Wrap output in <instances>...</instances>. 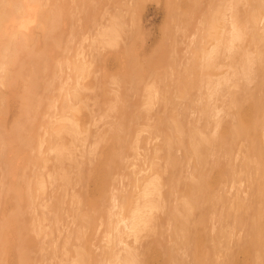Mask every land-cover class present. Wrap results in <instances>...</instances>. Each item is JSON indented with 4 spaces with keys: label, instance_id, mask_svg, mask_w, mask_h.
I'll return each instance as SVG.
<instances>
[{
    "label": "rangeland",
    "instance_id": "1",
    "mask_svg": "<svg viewBox=\"0 0 264 264\" xmlns=\"http://www.w3.org/2000/svg\"><path fill=\"white\" fill-rule=\"evenodd\" d=\"M55 1H57V0H55ZM63 1H64V4H63L62 0L57 1V3L61 4L64 7L66 5V8H65L66 10L64 13H62V16H63L62 19L63 20L61 18H59V21H60L59 25L60 24L63 25L61 30H60L61 27L59 26L60 27L59 30L61 31L60 36H61L62 40L60 42L61 43L60 46L57 48L55 47V53L58 52V56L61 54V52L64 54V55L63 54L60 55L61 59L60 58L57 59L58 63L59 64L61 63L60 65H64V66H62V68H61L60 65L57 63V60H56V63L58 64V69H57V67H55V65H53V63L55 62L54 58H58L57 54L53 53V55H55L54 57L52 56L53 62H51V64L53 66H51V64H50V67H53V68L50 69V71H49L50 73L48 72L49 74L47 73V77H46V78L49 77L48 82H49V84H51V85H49V87L52 86V87H50L49 93L47 94L49 97H48V99L41 98L43 100L40 102L39 106H38V104H33L31 106V113H29V119L30 120L27 122V123H29V125L32 126V127H30V130L32 129V131H33V130H35L34 127H37L36 130H38V131H36V132L31 131L32 133H30L28 131V132H24V134L26 136V133H30V134H34V135L37 133L35 135L37 137V136H40V135H38V132H39V134H41V138H43L45 140L48 139V137H49L48 134H50V136L52 137V135L50 133V129H49L51 126H49V128H47V125L54 124L55 121L52 119H57V118H59L58 116L61 115V114L57 115L56 108L58 107V111H59V108H62V105L56 106V104H60L59 102H61V104H62L61 100H63V98L67 99V101H68V99H69L68 95L65 96V94L68 93L71 95L75 89L74 87H77L78 90L80 89L79 95L81 94L80 97L83 96L81 98L82 99L81 103L75 105V109H77V110L73 111V113L75 115H73V113H72V115H73L72 119L75 118L74 121H76L77 123L80 124V128H81L80 133L81 134H77L75 137H74V135L65 134L64 136L67 139L64 138L65 139V140L63 139L64 141L60 140V142H63V143H65V145L68 146V149H65L63 156L60 157L62 161L58 160L59 162H57V160H55L54 153L49 151V149H47V146L45 144L41 148L42 154H41V152H38L37 148H35V147H34L35 149L32 148L31 145H30L31 149L27 146L23 147L24 151L22 148V151H21V149H16L17 150V152L15 151L16 153H13V149L12 150L6 149V153L3 152V158H1V160L4 161V163H3L4 165L2 164V161L0 162V226L1 225H3V226L0 227V229L3 230V228H5V230H3V233H5L7 235L2 233V236L8 237V235L10 234L8 239L9 238L11 239L13 237L11 242L9 243L13 247V249L19 243L20 238H23L24 236L32 237L34 239L33 240V242L35 243V244L33 243L34 247H31L27 251L28 252L27 256L29 257V258H27L28 260L26 259L27 264H32V263L33 264H70V263L71 264H80V263H78V261H76V260H78L76 253H79L81 250H84L83 246H81L82 245L81 241L84 245L87 246V248H89L88 250H89L90 256H91V259L87 258V259H85V261H83L81 263H83V264H101L103 261L104 264H109L111 261L109 262V260L105 259L103 256V251H104L103 246L106 245L105 243L107 242V240H108L107 238H109V236H111V235L115 236V233H117V232H115V227H112V225L118 227V229L120 230L119 233L120 234L122 233L121 239L123 241H126L127 244L125 245V242H123L122 243L123 245H122L119 242L115 243V241H113L112 243H109L110 246H112V247L114 246L116 251L118 249L119 252H121V251L123 252L125 250V248H127L125 246H127L129 244L128 245L129 248L130 247H131V249L133 248L132 249V251H134L133 253H136V250H137V252H139V254L138 253H136V254H138L139 259H142L145 262L144 264H164V263L168 264L167 261L169 262L170 260H172L171 261L172 263L169 262L171 264H175L176 262H177V264L178 263L179 264L180 263L196 264V263H192L193 251H194L193 249H195L196 247H197L196 252L200 253L199 258H202V256L204 255L203 258L201 259V261H203V264H205L204 262L206 260H208L207 263L211 264L212 263V262H210L211 259L213 261L212 264H216V263L217 264H230V263L231 264H251L252 262H253L252 264H261V261H259V259H257V254H255L256 249L253 248L254 246L251 245V247H252L251 248L249 245V248H251V250H250L248 248L247 244H250V240L252 241L254 239L253 238L254 232L251 233V231H254V226L258 227L257 226L258 224L261 225L262 223H264V207H262V206H264V204H263L264 199L262 202V198H264V197H262L264 195V189H263L264 185L262 186L263 183L261 184V180L264 178L263 177L264 172L259 169V168H261V165H260L261 160L260 159H262L263 157H260V159L257 158L259 161L255 160L256 157L246 154V151H247V153L249 152L251 154L250 150L254 149L253 145L258 142L256 144V146H257L256 148L258 149L259 146H260V148L263 146L262 147L263 150L261 149L263 151L262 154L260 152L261 150H259V153L262 156H264V137H263L264 135L262 134V133H264V126L262 129L263 130L262 133H260V137L262 135L263 138L259 137L260 141L258 140L251 147L246 142V140H243V137H240L242 139L241 140L240 138L237 137V135H230V133H228L229 130L227 129V127L230 126L229 124H234L235 122L238 123V121H237L238 120L237 119L238 114H236L238 111V108L243 110V109L248 107L249 101H250V99H248V98L252 97V96H249V95H251L252 91H255L259 96L261 95V97L264 98L263 97L264 74H260L257 72L255 76L249 74L245 78V77H242L243 76L242 73L239 72V66H240V63L242 61V60H240V57H241L240 54L241 53L246 54V52L252 51V50H249V51L247 50L248 45L245 48V45L247 43H242V41H244L243 40L244 38L241 39L240 43H242V44L239 45L240 44L239 43L236 46L239 50H241L242 48L245 49L244 51H246V52L241 51V53H239L238 49L234 50V49H236V47H235L234 49H231V51L229 50L230 55H226V53H224V50H225L224 46L230 47V45H232L231 43L229 44V42H231V41L227 42V40H226V39H229L228 38L229 36L227 34L229 33L230 30H232V27L229 28V26H228L230 23L229 22L230 17H228L229 16L228 12L226 13L228 15L225 16V19H226L225 21H227L226 23H228V25L225 24V26H228V27H226V29L224 26L221 29L222 31L219 28L218 29L216 28V30H214V29H209V27L207 26L208 25L207 20L212 15H214V14H212V12H214V10H215V12H217L215 9L216 7H217V9L224 10L226 8L225 4L228 3L227 4L228 6L231 5V3L234 4L235 2H236L235 4H237L238 3L237 1H239V0H236V1L235 0H233V1L232 0H205V1L204 0H194V1L188 0L189 2L187 0H169L168 2H172V6L175 5V8H177L176 7L177 4H178V7H180V8L174 9V12H176L175 14L172 11L173 10V8H172L171 11L173 12L172 14H174V15H169V17L167 15L168 12H166L167 9H165L167 0H87L88 2L87 1L85 2L84 0H63ZM226 1H227V3H225ZM247 1L245 2V5H244L243 4L244 2L242 0H240L238 4H240L242 2L241 3L242 5L237 4L238 8L235 4H234V6L239 11H242L241 13H244L245 11L243 12V10H245V8L246 9H247V7L251 8V6L248 4ZM176 2H177V4H176ZM209 2L211 4H209ZM190 3H192V4L190 5ZM97 5H99V6H97ZM84 6H86V7H84ZM92 6L94 9L92 8ZM212 6L214 7L213 11H211V9H213ZM245 6H247V7H245ZM87 7H88V9H87ZM223 7H224V9H223ZM92 9H93V11H92ZM241 9H243V10H241ZM90 10H91V13H90ZM178 10H180V11H178ZM66 11H67V14H66ZM188 11H189V13H188ZM86 12H88V13H86ZM114 13H116V14H114ZM88 14H90V16ZM177 14H179V15H177ZM189 14H191V15H189ZM178 16H180V17H178ZM181 16H183V17H181ZM67 17H68V20H67ZM64 18H66V21L64 20ZM60 19L62 20V22ZM184 19H188L189 21L184 20ZM203 19L205 21H203ZM174 20H176V21L174 22ZM263 21H261L260 27L264 25ZM113 24H115V29L117 31V33H116L117 35L115 33L114 34L111 33L113 36H115V37H113L109 33L110 35H107L108 37H106V40H105V37H104L106 35L105 33L109 32V31L107 32V30ZM116 24H117L118 28L116 27ZM230 26H231V24H230ZM227 28H229V30ZM223 29H225L224 34L227 33L226 35H224V34L222 35L221 32H223ZM210 30H212V31L214 30L213 32H215L216 35H215V33H213ZM60 31H56L57 34H60ZM122 31H124V32H122ZM167 32L170 34L168 35ZM217 32L219 34H217ZM231 32L232 31H230V34H231ZM203 33L205 34V36ZM102 34H103V37H102ZM206 34H208V36ZM163 35H164V37H163ZM109 36L113 37L112 40L114 39L112 43H111L112 40H110L111 37L109 38ZM226 36H227V38L223 39V37H226ZM204 37H205V39H204ZM209 37L212 40H210ZM100 38L101 39L103 38V39L101 40ZM214 38H218V40H220L219 42H221V44L223 46H222V48L220 46L221 50L217 54L216 60L214 59V66H213V70H212L213 74L210 77L209 75L205 76L206 73L204 74V71L207 72L205 67H204V63H205L204 59H205V54L207 52H211V50H212L211 48L214 49L213 46H215V43H216ZM171 39H173L174 41ZM202 39H204V40H202ZM222 39L225 41L222 42ZM107 40H108V42H107ZM170 41H172L173 43ZM213 41H214V43H213ZM160 42L162 44H160ZM235 42L233 43L234 45L236 43H238L239 41H237L236 43ZM171 43L174 45H172ZM201 44H203V45H201ZM263 44L264 43H261L262 47L264 46ZM171 45L173 46L172 48H171ZM200 45L202 48L200 47ZM234 45H233V47H234ZM63 46H65V47H63ZM169 46H170V48H169ZM241 46H244V47L241 48ZM61 48L62 49L64 48V51H61L62 50ZM166 49H167V52L165 51ZM169 49L171 51H168ZM248 49H250V48H248ZM59 51H60V53H59ZM127 51H128V53H126ZM154 51H157V52L154 53ZM225 51H227V50H225ZM236 51H238V54ZM232 52H234L233 55L231 54ZM130 53L133 56H131ZM165 54H167V55H165ZM197 54H199V57H197L198 56ZM219 54H221V55L218 56ZM235 54H237V55H235ZM62 55L64 56V58ZM165 56H167L166 59H165ZM221 56L223 57L222 59H221ZM153 57H154V59H153ZM60 60H62V61H60ZM163 60H164V62H163ZM165 60H166V62H165ZM172 61H173V63H172ZM197 61H200V62H197ZM215 61H216V63H215ZM174 62H176V63H174ZM188 62H189V65H187ZM190 62H191V64H190ZM124 63H125V65H124ZM202 63H203V65H202ZM73 64L83 68L82 70H80L83 72L80 73V76L78 77L77 80H76V74H74V72H73L74 68L72 69ZM170 64H172V65L170 66ZM174 64L177 65V69H176V66ZM232 64H233L234 68H229V65H232ZM119 65H121V66H119ZM168 65H169V67H168ZM191 65H193V66H191ZM262 65H264V62ZM155 66H157V67H155ZM158 66H160V67H158ZM161 66L163 67L164 72H163V70H161L162 69ZM190 66H191V68L189 69ZM199 66H200V68H198ZM171 67H172V69H171ZM255 67L257 68V65H254V68ZM152 68H154V71ZM120 69H121V71H120ZM172 70L175 73V75L172 72ZM55 71H56V73H55ZM71 71L73 72V74ZM128 71H129V73H127ZM158 71H162V72H158ZM123 72H125V73H123ZM139 72L141 74H139ZM144 72H146V73H144ZM188 72H189V74H187ZM130 73H132V75ZM176 73L178 75L177 77H176ZM201 74L202 75L204 74L201 77L205 78V79L202 78V81H201V78L199 77ZM158 75H160V76H158ZM162 76H163V78H162ZM165 76H167V78ZM190 76L193 78H191ZM253 76H254V78H253ZM181 77L183 79L186 77L184 80L189 78V79H187L189 81H193V80L197 81V79H199V78L200 79L198 81L199 83L195 82V84H193V86H190V88H188L189 89V91H188L189 93H188V92H186L188 89L186 88L184 90V88L181 84L182 83ZM165 78H166V80H165ZM173 78L177 79V80L175 81V80H173ZM206 78L209 80H207ZM49 79H51V80H49ZM225 79H226V83H225ZM136 80H137V83H136ZM205 80L208 83L204 82ZM75 81H77L76 82L77 85L75 84ZM220 82H221V84H220ZM257 82H258V85H261V87L255 86V84ZM137 84H138V86H136ZM166 84H168V85L166 86ZM71 85H73V86H71ZM60 86H61V89H60ZM124 86H126V87H124ZM58 88L60 90H58ZM148 88L149 89L151 88V89L149 90ZM161 88H163V90ZM181 88H183V89H181ZM64 89L66 90V92H64L65 91ZM135 89H136V91H135ZM199 89H200V91H199ZM18 90H21V89L19 88ZM159 90H160V92H158ZM193 90H196V91L194 92ZM58 91H60V92H58ZM146 93L148 95L149 94L150 95L148 96V95H146ZM169 93H170V95H169ZM183 93H184V95H183ZM198 93H200V94H198ZM62 96H64V97L62 98ZM155 96H156V98H155ZM255 96L258 97L257 95H255ZM53 97L59 100V101L57 100L56 103L54 104L55 105V107H53L54 111L51 107L52 105H50L52 102V99H54ZM59 97H60V99H59ZM166 98H167V100H165ZM145 99L152 101L151 104L149 103V101H147V102L144 101ZM158 99H159V101H158ZM171 100H172V102H171ZM193 100H194V102H193ZM165 101H166V104H165ZM188 101L190 102V104ZM144 102L147 103V104L145 103L146 106H145ZM174 102H176V103H174ZM142 103L144 104V106L142 105ZM187 104H188V106H187ZM123 105H125V106L128 105L129 108L128 107H126V108L128 109L129 112H125V108H124L125 106L122 107ZM16 107H18V108H16ZM48 107L49 108L51 107V108L48 109ZM120 107H122V108H120ZM203 107L208 108V110H206L205 115L201 113L202 112L201 109H203ZM13 108L19 109V106L16 104V106ZM170 109L172 110V112L170 111ZM77 111H78V113H75ZM123 111L125 113H129L130 116H131V113H132V116L135 115V116H133V118L130 119V120L133 119L132 121L129 120V122H128V118H127V121L125 120L126 123H124V124L126 126H127V124H128V126H130L132 124L131 125L132 129H130L131 135L127 138H125L123 131H121L119 134L114 132V131L113 132L111 131L112 130L111 128L120 122V120L122 119V116L127 115V114H123ZM37 112H38V115H37ZM59 112L61 113V110ZM117 112H118V114H117ZM199 112H200V114H199ZM114 113H116V114H114ZM195 113H196V115H195ZM50 114L51 115L53 114L55 116L52 115L53 116L52 117ZM171 114L173 115V118L175 115H177L175 118L181 119L179 123L182 125L184 124L183 125L184 128H187V129H184V128L181 129L182 126L180 127V125H178L179 126L178 127L179 132H176V131H178V129L176 128L174 123L171 122L172 121L171 120V116H172ZM49 115L51 116V118ZM56 115H57V117H56ZM117 115H119V116H117ZM185 115H187V116H185ZM146 116H148V117H146ZM169 116H170V118H169ZM37 117H39V118H37ZM47 118H48V120H47ZM76 118H79V119H76ZM235 118H236V120H235ZM230 119H232V120H230ZM32 120H34L35 122H39V123H35ZM134 120H135L136 124L134 123ZM182 120H183V123H181ZM217 120H219V122ZM41 122H43V124H44V126H46V128L43 126V124H41ZM211 122H213L214 125ZM45 123H46V125H45ZM155 124H156V127H155ZM188 124H189V126H191L193 124L197 125L198 127L201 128V129H199L201 131V133H202V129H203L204 133L201 134L198 131L197 127L191 126L189 129ZM125 125L120 126V128L121 129L126 128ZM174 126H175V128H174ZM206 126H207V128H204ZM192 128L197 129V131L199 132V133L197 132L198 133L197 135H199L200 140H199L198 136H195V137L193 136V133L196 132L195 131L196 129L192 133V131H191V130H193ZM213 129H214V131H213ZM259 129H260V127H259ZM137 130H138V133L135 132ZM182 131H184L185 133L183 134ZM186 131H188V132L186 133ZM224 131H226L227 133H225ZM107 132H109V133H107ZM175 132L178 134L176 135ZM189 132H190V134H188ZM125 133H129V132L126 130ZM171 133H172V135L169 136ZM220 133H222V134H220ZM224 133H225V135H224ZM24 134H22V135H24ZM173 134L176 135V138H175V135H173ZM22 135H21V139L23 138ZM194 135H196V133H194ZM216 135H218V136L220 135L222 138H219L220 136L218 137ZM227 135H230V137H228ZM115 136H117V137H115ZM177 136L179 137V139L180 138L183 140L186 139L184 141L188 140L187 139V136H188L189 141L193 144V146H195L196 142H198V144L201 145V146L199 145V148L205 149V150H203L204 155L202 154V156H204L206 161L209 162V163L205 162V163H207L206 165H209V167L206 165L204 167L201 166L202 169H201V171L200 170L199 171H200L201 175L204 176L202 178L204 180L206 179L205 177H209V175H211L210 178L209 179L207 178L206 181H210V179H211V182H209V183H212L214 181L213 183L215 186V187L213 186L214 188L212 187V189H211L209 184H207L205 182L206 184H204L203 186L201 184V193H199L197 190L196 200H195L197 202V203H195L196 207L192 209V216L190 217L189 222L187 224L186 239H187V237H188V239L187 240L183 239L182 241L184 242L183 243L184 245H179L180 246V247L178 246L179 248L176 247L175 245H173V243L171 242V240H173V242L174 243L176 242V245H177V241H174V238L175 237L178 238V237L175 236V237H173V239H172V237H169L170 235L174 236L176 233V228H175L176 223H175V221L171 220L170 213L172 212L171 210H175L176 207L177 208L180 207L179 209H181V206L183 207V205L185 204V202L187 200V198L184 195L185 194L184 192H187V185L189 186V184H187V182H189V178H190V177H188V173H190V174L192 173L191 169H193L192 165H194V163H192V162H193V160H196V157H194L195 159H191V160L189 159L190 160L189 161L188 159H186V157L184 159L183 153H185V149H183L184 151L182 150V148L181 149H172L171 153L174 154V159H177V162H179L182 166L179 165L180 169L178 170V168H177L178 171L175 169L176 171L173 172L171 169V171L173 172L172 174H170L171 171L168 173L166 170L163 169L165 164L167 165V163H165V160H163L166 158L165 156H167V153H166L167 150L165 148L166 144H164L163 142H165L164 140L170 139L172 144H173V148H175L174 146H176V145H174V144L176 142H177V144L179 143L178 142L179 139H177ZM204 136H205L206 140H202ZM234 136H235V138H234ZM232 137L234 140L232 139ZM192 138L193 139L196 138V139L193 140ZM33 139H35V137ZM125 139H127V140H125ZM136 139L139 140V143L135 142V141H137ZM226 139H228V140H226ZM118 140H121V141L118 142ZM240 140H241V142H240ZM200 141H201V143H200ZM204 141H206V142H204ZM224 141L226 144L224 143ZM187 143H188V141H187ZM228 144H230V145H228ZM121 145H123V146H121ZM240 145L243 148V150L240 147ZM136 146L138 149L136 148ZM221 147H223L222 150H221ZM244 147L246 150L244 149ZM230 148H232L233 150ZM234 148H236L237 150ZM25 149H27V150H25ZM43 149L45 151H43ZM227 149H228V151H227ZM18 150H20V152H18ZM66 150H68V151L70 150L69 151L70 153ZM26 152H27V154H25ZM30 152H32V154H31L32 156H30ZM211 152H212V154H210ZM222 152L223 153L225 152V154H223ZM19 153L21 154V158H20ZM28 153H29V155H28ZM36 153H37V155H36ZM65 153L67 155H65ZM9 154H10V156H9ZM22 154L24 157L22 156ZM14 155H16L17 157ZM25 155H27L28 158H25V157H27ZM34 155H36L37 157H40V160H39L40 163L39 164L33 163L32 160H35L33 158H36V157H34ZM188 155L191 156V153L189 152L188 154H186V156H188ZM8 156H9V159H10V157L13 159L16 158V159H14L15 161L12 159L13 162L11 163L12 166H16L17 168L19 167L15 173L16 176L12 175V173L7 171V170H9V166H10V165H8V162H7ZM126 156H127V158H126ZM189 156H188V158H189ZM221 156L223 158H221ZM109 157H114L116 162L111 164V165H108V169L111 167L112 168L109 169L108 181L106 183L107 186H105L106 188H104V192H101V194L99 196L98 190L96 189V186H94L96 184V182H95L96 178L93 176V172L98 166H100V167L102 166V168H104L105 165H107L110 162L108 159ZM159 157H161L160 160H159ZM225 157L228 159V162H227V159ZM235 157H237V158H235ZM242 157H246V159L252 160V163L249 164L248 169H245V171L242 170V169H244L243 166L242 167L240 166L242 161L244 160ZM42 158H44V159L46 158V160H44ZM210 158H212V159H210ZM30 159H32V160H30ZM41 159H42V161H41ZM234 159H235V161H234ZM25 160H28L29 162L28 161H27L28 163L24 162ZM37 160H38V158H37ZM37 160H35V161H37ZM211 160H212V163H211ZM214 160H216V161H214ZM218 160L221 162L219 163ZM30 161H32V162L30 163ZM183 161H186V162L189 161L188 163H190V164H188L186 162L183 163ZM244 161H243V163H244ZM60 162H61V164H60ZM106 162H107V164H106ZM14 163H16V164H14ZM119 163H121V164L119 165ZM150 163L153 164V167H157L155 169H157L159 175H157L155 173L158 176V178H157V176H155L156 180L160 178L159 179L160 181H162V179H163V181H167V184H168L167 185L166 183H164L168 187L167 186L162 187V185H163V183H162V185H161L162 188L160 187L161 192L162 193L164 192L163 193L164 195H162L163 197H160L161 199L158 198L162 202V206H160V204L158 202H157V204H159V205L156 204V201H158L157 198H156L157 200L155 199V201H154L155 205H157L160 209L164 207L165 210L163 211V209L160 210L159 208L154 209V212H152V216H151V218L152 217L153 218H152V220H150L151 222L149 221V223L147 224L150 227L147 226L148 228L145 227L144 229H143V227H141L142 230L140 232L138 231L139 233H137V237L135 238L132 235V233L129 234V232L126 231L127 229H123V224L121 222H119L117 220L114 221V219H119L115 215L119 211V208H118V210H116L115 208H117V206L119 204H121L120 198L122 199V196L129 195L132 192H134V190L139 189L137 187L135 188L134 184H130V183L132 181L133 182L136 181V183H137V180L139 178H141L140 175L141 174H142V176L145 175V173L148 170L147 168L149 166H151ZM217 163H219V164H217ZM26 164L28 165V167L26 166ZM33 164L37 165V167L39 165L40 167H38L36 170V166H34ZM143 164H144V166H143ZM220 164L222 165L221 167H223V169H222L223 171L217 170V169L220 170ZM227 164H229V166ZM43 165H44V167H43ZM135 165H137V166H135ZM255 165H257V166H255ZM131 166H133V167L135 166L134 167L135 169ZM139 166L143 167V169H141ZM145 166H146V168H145L146 171L144 169ZM211 166L214 168H211ZM216 166H218V168H216ZM7 167H8V169H7ZM115 167H118V168H115ZM165 167H167V166H165ZM158 168H160V169H158ZM197 168H198V166H197ZM227 168H228V170H227ZM253 168H255V169H253ZM131 169H132V171H131ZM138 169L140 172H141V170H142V172L144 170L145 173L144 174L140 173L138 171ZM256 169H257L258 173L261 175V177H263L262 179H260L261 178L260 176H259V180H258V177H255V176L259 175L257 173ZM34 170H36V171H34ZM111 170H113V171H111ZM115 170H116V172H115ZM181 170H183V172H181ZM248 170H249V173H248ZM263 170H264V168H263ZM77 171H79V173ZM168 171H169V169H168ZM204 171H206V172L203 173ZM208 171L210 173H208ZM228 171H229V173H228ZM236 171H237V176H236ZM40 172H41L42 176H39ZM250 172H252V173L256 172L257 173L256 175L253 176L254 177L253 180H255V178H256L255 182L253 181V183H251V181L249 180L250 177L252 179V175H251L252 173L250 174ZM261 172H262V174H261ZM22 173H23L24 177L20 176V175H22ZM135 173H137V174H135ZM160 173H163L162 176ZM174 173L175 174L178 173V174L175 175ZM212 173H213V175H212ZM230 173H231V175H230ZM33 174H34V176H33ZM61 174L64 177H62ZM133 174H134V176H133ZM215 174L216 175L217 174H219V175L224 174L225 178H223L222 175H221L222 178L221 177L218 178L219 175L216 176ZM79 175L80 176L83 175V176H81L82 177L81 179H83V181L80 180ZM127 175H129L130 179L127 178ZM137 175L139 176V178ZM182 175H183V177H182ZM214 175L217 178L213 177ZM12 176H13V179L18 178L17 179L18 181L21 179V177H22L21 181L24 178V180H23L24 182L21 183L19 181L21 184L20 187L22 186V189H23V190H21L22 192L23 191L26 192L25 191L26 188L24 189V185H25V182L27 181L26 179L28 178V180H29V178H30V180H29L30 186L29 187H31V189H29L30 192L28 190L29 194H31V191H33L34 187L37 188V186H38L36 184L37 179L39 181H40V179H41V181H45L44 182L45 186L44 187L41 186V187H43V190H41V188H38V189L34 188V191L32 193L34 195L36 194V196L34 197V199L32 198V200H31L32 202H30V204H29V200H27V198L25 196L26 194L28 195V193L26 192L25 195L23 194L24 192L21 193V195H23L21 197H23L22 199L25 201H23L21 199L22 201L20 200L19 206L21 205L20 206V208L22 210L21 212L24 213L25 217H27V219H25V221H24L25 222L24 224H26V226L21 231L22 233L20 235H18L20 232L17 234L14 231V228H12V229L10 228L11 231H13L12 232L13 234L15 232L14 236H12L10 229H6L4 224H1L4 222L3 221L4 216L10 217V214L13 215V213L16 212V210H14V209H16L15 207L18 204L17 200H19V199L15 200L14 196H16V195H13L15 193H11V191H10L11 187L13 185L11 183ZM26 176H27V178H26ZM35 176L37 177V179ZM167 176H168V178H167ZM172 176L175 177L174 180H173ZM38 177H41V178H38ZM65 177H66V179H65ZM86 177H87V179H86ZM136 177H137V179H135ZM176 177H177V179H176ZM34 179H36V180H34ZM78 179L80 181H78ZM245 179H247V182ZM86 180H87V183H86ZM175 180H181L182 184L180 183V181L176 182ZM222 180H225V181H222ZM257 180H258L259 184L257 183ZM18 181H16V182H18ZM29 181L26 182V185L29 184ZM41 181L39 183H41ZM138 181H140V180H138ZM192 181H194V178H191V182ZM218 181L219 182L222 181L223 183L221 182V184H220V183H218ZM262 181H264V180H262ZM32 182L35 184H33ZM44 183H42V185ZM80 183H82L84 185H82ZM231 183H232V185H231ZM254 183H255L256 187L258 184L259 189L257 188V190H255L253 188ZM169 184L175 185V187L173 185H171L173 189L170 187L171 190H173V191H170ZM176 185H177V187H176ZM9 187H10V189H9ZM205 188L208 189V193L210 194L211 202H208V200L202 199L203 195H204ZM219 188H220V191L218 190ZM184 189H186V190H184ZM261 189H263V192ZM9 191L11 193L10 195H9ZM228 191H229V193H228ZM257 191H258V194L255 193ZM260 192H262V193L260 194ZM180 194H182L183 196H181ZM244 194H246V197ZM115 195H117L118 198L117 197L115 198ZM211 195H213V197ZM12 197H14V198H12ZM194 197H195V195H194ZM98 198H101L100 200H102L101 202H103V203H101L100 200H98ZM118 199H119L120 203H119ZM201 199H202V202H201ZM254 199H256V200H254ZM260 199H261V201H260ZM26 200L28 201L27 204H26ZM239 200H240V203H239ZM113 201L116 202L115 207L113 206L114 204L113 205L111 204V203H114ZM105 202H107V203H105ZM117 202L119 203L118 205H117ZM176 202H178V203H176ZM241 202H243V203H241ZM253 202H254V204H253ZM33 203H35V204L32 205ZM245 203H246V205H245ZM260 203L262 204V206ZM25 205H27V206H25ZM203 205H206L205 209H204ZM241 205L243 207H241ZM252 205L254 208L252 207ZM31 206H33V207L31 208ZM109 206H111V208ZM207 207H209V208H207ZM247 208H249V209H247ZM93 209H95V210H93ZM207 209H208V211H207ZM258 209L260 211H258ZM13 210H14V212H13ZM18 210H20V209H17V211ZM82 210H83V212H82ZM110 211H111V216L108 214ZM261 211H262V213H261ZM112 212H114L113 213L114 215L112 214ZM156 212H157V214H156ZM203 212H205V213H203ZM154 213L156 215H154ZM235 213H236V215H235ZM255 213L261 214L262 217L260 215H256ZM85 214H86V216L84 217ZM203 214H205V215L203 216ZM225 214H227V215H225ZM88 215H90V217H88ZM221 215H222V218H221ZM238 215L240 218L238 217ZM99 216H100V218H99ZM108 216L113 217V218L109 219ZM117 216L119 217L118 214H117ZM77 217L79 218V220ZM87 217L88 218L92 217V218L96 219V220H94L96 222H94L95 224L92 227H84L86 224V221H87L86 219H88ZM194 217H198V218H194ZM219 217H220V219L224 218L225 223H224V220H220ZM227 218H228V221H227ZM107 219H109L111 221L108 220L109 221V223H108ZM252 219H255V220H252ZM258 219L261 220L260 223L257 222V221H260ZM195 220H196V222H198L196 225L194 224V223H196ZM1 221H3V222H1ZM104 221H106V222H104ZM166 221H167V223L169 221H170V223L171 222H173V223H171V225H170L169 223L167 224ZM252 221H254V223L257 222L258 224L254 225ZM200 222L202 224H200ZM161 223H162V226H161ZM206 223L208 226H206ZM79 224H81V225H79ZM82 224L84 226H82ZM108 224L111 225L112 229L110 227H108ZM219 224L220 225L224 224V225H221L222 226L221 227ZM5 225H6V223H5ZM77 225H79V226H77ZM201 225L205 226L206 228H204ZM168 226L169 227L172 226V227L169 228ZM196 226L199 227L198 229L201 231L200 235L202 237L201 238L202 241L200 240L198 245L195 242L196 236L194 237L191 234L193 232V230H194V232H195V229L197 230ZM261 226L263 227V225H261ZM8 227H11V226H8ZM79 227H80V231L78 232ZM151 227L153 229L155 227V229H157V231L155 229L153 231ZM219 228H220V230L221 229L222 230L218 231ZM241 228H243L242 229L243 231L241 230ZM173 229H175V230H173ZM6 230H8V231H6ZM105 230L107 232H110L111 234L110 233L107 234V232ZM143 230H145V232ZM149 230H150V232H149ZM223 230H224L225 234L222 232ZM81 231L82 232L84 231V236H85L86 242H83V238H82L83 235H82ZM161 231H162V233H161ZM216 231L218 232V235H217ZM8 232H10V233H8ZM219 232L221 235H219ZM112 233H114V234H112ZM214 233H216V234H214ZM78 234H80V235H78ZM139 234H140V236H139ZM238 234H239V236H238ZM123 235L125 236V240L123 239ZM163 235H164V237H163ZM241 235L243 237L244 236L245 237L243 238ZM248 235H250V236L248 237ZM77 236H79V237L77 238ZM223 236H224V238H223ZM250 237L253 239H251ZM245 238H246V240H245ZM249 238H250V240H249ZM204 239L205 240L207 239V240L205 241ZM102 242H103V244H102ZM203 243H204V245H203ZM243 243H245V244H243ZM77 244L80 245L81 247L80 246L78 247ZM208 244H210V245H208ZM211 244H213V246ZM1 245H3V244L0 243V247H2ZM167 245H168V247H167ZM200 245H202V246H200ZM219 245L221 247H219ZM236 245H238V247ZM74 246L76 247V249L74 248ZM120 246H121V248L123 246V248L121 249ZM135 246L137 247V249ZM145 246H146V248L147 247L148 248L146 249ZM158 247H160V248H158ZM129 248H127V249L130 250ZM170 248H172L173 250H171ZM184 248L186 249V251ZM69 249L71 250V252L69 251ZM115 249L113 250L114 255L117 253L115 251ZM207 249L210 251H208ZM246 249L248 251L250 250V252H248ZM254 249H255V251H254ZM205 250H207V254L205 253ZM227 250H229V251H227ZM14 252H15V250H14ZM122 252L120 253V255H123L125 253V252L124 253H122ZM166 253L168 254V256ZM197 253H196V256L198 257ZM165 254H166V256H165ZM172 254H174L175 256ZM120 255H116V256H120ZM142 255H143V257H142ZM1 256H2V258L0 257L1 258L0 261H3V260H4L3 262H5V260H7L8 262L13 261V256L10 254L7 255L6 250H4V249L1 250ZM6 256H7V258H5ZM217 256H218V258H217ZM173 258L176 260V262H174ZM222 258H224V260ZM250 258L252 259V261L250 260ZM29 259L31 260L30 263H29ZM98 259L101 263L98 261ZM104 259H105V262H104ZM231 260H232V262H231ZM255 260H257V261H255ZM113 263H115V262L112 261L111 264H113ZM11 264H15V263H11Z\"/></svg>",
    "mask_w": 264,
    "mask_h": 264
},
{
    "label": "bare ground",
    "instance_id": "2",
    "mask_svg": "<svg viewBox=\"0 0 264 264\" xmlns=\"http://www.w3.org/2000/svg\"><path fill=\"white\" fill-rule=\"evenodd\" d=\"M57 1H59V0H57ZM57 1H55V0H0V162L2 161L1 160V158H3V152H5L6 153V149H13V153H16L17 152V150L16 149H21V151H22V148L23 147H29L30 148V145H31V147L32 148H37V150H38V152H41V154H42V151H41V148H42V146L45 144L46 146H47V149H49V151H51V152H53L54 153V155H55V160H57V162H59V161H62L61 160V158L60 157H62L63 156V153H64V151H65V149H68V146L67 145H65V143H63V142H60V140H62V141H64L65 139H67V138H65V134H69V135H74V137L77 135V134H81L80 132H81V128H80V124L79 123H77L76 121H74V119H72L73 118V115H75L74 113H73V111H75V110H77V109H75V105H77V104H79V103H81V101H82V97H80V95H79V91H80V89L78 90L77 89V87H74L75 89H74V91H73V93L70 95V94H65V96H67L68 95V101H67V99H65V98H63L64 96H62V98H63V100H61L62 101V104H61V102H59L60 104H56V106L57 105H62V108H59V111L61 110V113L58 111V107L56 108V113H57V115H60V116H58L59 118H57V119H52V120H54L53 122H54V124H52L51 122V124L52 125H47V128H49V126H51L49 129H50V133H51V135H52V137L50 136V134H48V139L47 140H45V139H43V138H41V134H39V132H38V135H40V136H35L34 134H30V133H32L33 131H38V130H36V128L37 127H34L35 128V130H33L32 131V129L30 130V127H32L31 125H29V123H27L30 119H29V113H31V106L33 105V104H38V106L40 105V102L43 100V99H41V98H46V99H48V93H49V89H50V87H52V86H50L49 87V85H51V84H49V82H48V78H46L47 77V73L50 71V69H52L53 67H50V64H51V62H53V60H52V56L54 57L55 55H53V53H55V47L57 48V47H59L60 46V42H61V29H62V26L63 25H59V23H60V21H59V18H61L62 19V13H64L65 12V8H66V5H65V7L64 6H62L61 4H59V3H57ZM85 2L87 1V0H84ZM169 0H167V2H166V8L165 9H167L166 10V12H168V17H169V15H174L176 12H174V9H177V8H180V7H178V4H177V2H176V4H177V8H175V5L174 6H172V2H168ZM188 1V0H187ZM194 1V0H193ZM205 1V0H204ZM233 1V0H232ZM236 1V0H235ZM240 1V0H239ZM239 1H237L238 3H239ZM244 3V5H245V2L247 1V0H242ZM62 2H63V4H64V1L62 0ZM88 2V1H87ZM189 2V1H188ZM191 2V1H190ZM248 2V4L251 6V8H248L247 6H245V7H247V9L245 8V10H243V9H241V10H243V12L244 13H241L242 11H239L238 9H236V7L234 6V4L236 3H234V4H232L231 3V5H227L228 3H227V1L225 2V3H227V4H225L226 6V8L224 9V7H223V9L224 10H220V9H217V7L215 8L216 9V11L217 12H215V10H214V7H213V9H211V11H213L214 10V12H212V14H214V15H212L208 20H207V26L209 27V29H214V30H216V28L218 29H222L224 26H225V24H227L228 25V23H226L227 21H225L226 19H225V16H227L228 14H229V16L228 17H230V23H229V28L230 27H232V30H230V31H232L231 32V34H230V31H229V33L227 34L229 37V39H226L227 40V42H229V41H231V42H229V44L231 43L232 45H230V47L229 46H224V48H225V50H227V51H225L224 50V53H226V55H230V52H229V50L231 51V49H234L235 47H236V49H234V50H237L238 48H237V46L236 45H238L240 42H241V39H243L244 41H242V43H247L246 45H245V48L247 47V45H248V48H250V49H248L247 48V50L249 51V50H252V51H249V52H246V51H244L245 49H243L242 47H244V46H241V48L243 49H241V50H239L238 49V51H239V53H241V51L242 52H246V54H244V53H241L240 55H241V57H240V60H242L241 61V63H240V66H239V72L240 73H242V77H247V75H256V73L258 72V73H260V74H264V65H262L263 64V62H264V46L262 47L261 46V43H264V25L263 26H261L260 27V23H261V21H263L264 19V0H248L247 1ZM174 3V2H173ZM193 3V2H192ZM192 3H190V5L192 4ZM237 3V4H238ZM242 3V2H241ZM240 3V4H241ZM87 4V3H86ZM175 4V3H174ZM199 4V3H198ZM209 4H211L210 2H209ZM214 4V3H213ZM224 4V3H223ZM237 4H235L236 6H237ZM240 4H238V5H240ZM247 4V5H248ZM88 5V4H87ZM242 5V4H241ZM91 6V5H90ZM97 6H99V5H97ZM186 6V5H185ZM249 6V7H250ZM84 7H86V6H84ZM89 7V6H88ZM88 7H87V9H88ZM92 8H93V6H92ZM172 8H173V10H172ZM222 8V7H221ZM237 8H238V6H237ZM94 9V8H93ZM93 9H92V11H93ZM96 9V8H95ZM240 9V8H239ZM174 12V14H172L173 12ZM188 10V9H187ZM227 10V11H226ZM176 11V10H175ZM178 11H180V10H178ZM186 11V10H185ZM197 11V10H196ZM210 11V12H211ZM225 12V13H224ZM228 12V14H226ZM239 12V13H238ZM86 13H88V12H86ZM90 13H91V10H90ZM188 13H189V11H188ZM206 13V12H205ZM208 13V12H207ZM66 14H67V11H66ZM114 14H116V13H114ZM181 14V13H180ZM89 16H90V14H88ZM177 15H179V14H177ZM189 15H191V14H189ZM69 16V15H68ZM88 16V17H89ZM114 16V15H113ZM178 17H180V16H178ZM181 17H183V16H181ZM120 18V17H119ZM190 18V17H189ZM60 19V20H61ZM114 19V18H113ZM183 19V18H182ZM227 19V20H228ZM63 20V19H62ZM62 20H61V22H62ZM64 20L66 21V18H64ZM67 20H68V17H67ZM115 20V19H114ZM184 20H188V19H184ZM118 21V20H117ZM176 20H174V22H175ZM189 21V20H188ZM203 21H205L204 19H203ZM122 22V21H121ZM118 23V22H117ZM112 24V23H111ZM169 24V23H168ZM230 24H231V26H230ZM263 24H264V21H263ZM262 25V24H261ZM61 28H60V27ZM65 26V25H64ZM167 26V25H166ZM228 26H225V29H226V27H228ZM116 27H117V24H116ZM120 27V26H119ZM263 27V28H262ZM59 28H60V30H59ZM118 28V27H117ZM229 28H227L228 30H229ZM169 29V28H168ZM225 29H223V32H221L222 33V35L224 34V30ZM64 30V29H63ZM104 30V29H103ZM206 30V29H205ZM213 30V31H214ZM56 31H60V34H57V32ZM109 31V32H108ZM210 31H212V30H210ZM212 31V32H213ZM100 32V31H99ZM107 32L108 33H105L104 35V37H105V40H106V37H108L107 35H110L111 33L112 34H116L117 33V31H116V29H115V24H113V25H111L110 26V28L107 30ZM122 32H124V31H122ZM205 32V31H204ZM226 32V31H225ZM228 32V31H227ZM110 33V34H109ZM168 33V32H167ZM199 33V32H198ZM210 33V32H209ZM213 33H215V32H213ZM99 34V33H98ZM101 34V33H100ZM111 34V35H112ZM170 33H168V35H169ZM204 34V33H203ZM211 34V33H210ZM217 34H219L218 32H217ZM226 34H224V35H226ZM230 34V35H229ZM117 35V34H116ZM200 35V34H199ZM207 36H208V34H206ZM215 35H216V33H215ZM221 35V34H220ZM219 35V36H220ZM113 36V35H112ZM109 36V38H110V40H112V38L113 37H115V36ZM166 36V35H165ZM201 36V35H200ZM204 36H205V34H204ZM210 36V35H209ZM218 36V35H217ZM99 37V36H98ZM102 37H103V34H102ZM163 37H164V35H163ZM199 37V36H198ZM207 38V37H206ZM220 38V37H219ZM224 38H227V36L226 37H223V39ZM101 39V38H100ZM103 39V38H102ZM101 39V40H102ZM108 39V38H107ZM165 39V38H164ZM170 39V38H169ZM204 39H205V37H204ZM204 39H202V40H204ZM209 39H210V37H209ZM215 39V41H216V43H215V46H213L214 47V49L213 48H211L212 50H211V52H207L206 54H205V59H204V61H205V63H204V67H205V69H206V71L207 72H205L204 71V74H205V76L206 75H209L210 77L212 76V74H213V72H212V70H213V66H214V59L216 60V57H217V54L220 52V50H221V48H222V44H221V42H219L220 40H218V38H214ZM222 39V42L223 41H225V40H223ZM114 40V39H113ZM113 40L111 41V43L113 42ZM171 40H173V39H171ZM210 40H212V39H210ZM174 41V40H173ZM237 41H239L238 43H236ZM107 42H108V40H107ZM170 42H172V41H170ZM201 42V41H200ZM212 42V41H211ZM226 42V43H227ZM236 43L235 45L233 44V43ZM106 43V42H105ZM173 43V42H172ZM171 43V44H172ZM206 43V42H205ZM213 43H214V41H213ZM225 43V42H224ZM223 43V44H224ZM242 43H240L239 45H241ZM63 44V43H62ZM160 44H162L161 42H160ZM159 45V44H158ZM166 45V44H165ZM168 45V44H167ZM172 45H174V44H172ZM171 45V48L173 47ZM201 45H203V44H201ZM201 45H200V47H201ZM213 45V44H212ZM225 45V44H224ZM228 45V44H227ZM233 45H234V47H233ZM264 45V44H263ZM220 46H221V48H220ZM63 47H65V46H63ZM129 47V46H128ZM161 47V46H160ZM159 47V48H160ZM158 48V49H159ZM168 48V47H167ZM169 48H170V46H169ZM202 48V47H201ZM62 49V48H61ZM157 49V48H156ZM58 50V49H57ZM160 50V49H159ZM207 50V49H206ZM61 51H64V48L61 50ZM66 51V50H65ZM124 51V50H123ZM129 51V50H128ZM128 51L126 52V53H128ZM166 52H167V49L165 50ZM168 51H171L170 49L168 50ZM208 51V50H207ZM233 51V50H232ZM238 51H236L237 52V54H238ZM155 52H157V51H154V53ZM159 52V51H158ZM235 52V53H236ZM59 53H60V51H59ZM133 53V52H132ZM233 53L234 52H232L231 54L233 55ZM55 54H57V57L58 58H54L55 59V62L53 63V65H55V67H57V69H58V60L57 59H61V57H60V55L61 54H63L62 52H61V54L58 56V52L57 53H55ZM124 54V53H123ZM122 54V55H123ZM131 54V53H130ZM237 54H235V55H237ZM64 55V54H63ZM62 55V56H63ZM67 55V54H66ZM155 55V54H154ZM165 55H167V54H165ZM198 56L197 57H199V54H197ZM221 54H219L218 56H220ZM131 56H133L132 54H131ZM157 56V55H156ZM195 56V55H194ZM204 56V55H203ZM163 57V56H162ZM166 57L167 56H165V59H166ZM63 58H64V56H63ZM120 58V57H119ZM150 58V57H149ZM201 58V57H200ZM199 58V59H200ZM203 58V57H202ZM223 57L221 56V59H222ZM153 59H154V57H153ZM192 59V58H191ZM198 59V60H199ZM220 59V60H221ZM56 60H57V63H56ZM126 60V59H125ZM156 60V59H155ZM228 60V59H227ZM239 60V61H240ZM60 61H62V60H60ZM65 61V60H64ZM129 61V60H128ZM171 61V60H170ZM169 61V62H170ZM190 61V60H189ZM193 61V60H192ZM196 61V60H195ZM233 61V60H232ZM67 62V61H66ZM162 62V61H161ZM163 62H164V60H163ZM165 62H166V60H165ZM197 62H200V61H197ZM223 62V61H222ZM226 62V61H225ZM237 62V61H236ZM63 63V62H62ZM123 63V62H122ZM130 63V62H129ZM157 63V62H156ZM172 63H173V61H172ZM174 63H176V62H174ZM215 63H216V61H215ZM219 63V62H218ZM61 64V63H60ZM59 64V65H60ZM72 64V63H71ZM135 64V63H134ZM164 64V63H163ZM166 64V63H165ZM190 64H191V62H190ZM193 64V63H192ZM198 64V63H197ZM52 64H51V66H53ZM57 65V66H56ZM81 65V64H80ZM124 65H125V63H124ZM172 64H170V66H171ZM175 66H176V69H177V65L176 64H174ZM187 65H189V62H188V64ZM194 65V64H193ZM193 65H191V66H193ZM202 65H203V63H202ZM254 65H257V68L255 67L254 68ZM62 66H64V65H60V67L62 68ZM73 67H72V69H73V72H74V74H76V80L78 79V77L80 76V73H82L83 71H80V70H82L83 68L82 67H80V66H77V65H75V64H73L72 65ZM119 66H121V65H119ZM128 66V65H127ZM191 66L189 67V69L191 68ZM198 66V65H197ZM218 66V65H217ZM132 67V66H131ZM155 67H157V66H155ZM158 67H160V66H158ZM162 67V66H161ZM168 67H169V65H168ZM203 67V66H202ZM203 67V68H204ZM122 68V67H121ZM147 68V67H146ZM187 68V67H186ZM185 68V69H186ZM198 68H200V66L198 67ZM229 68H234V66H233V64L232 65H229ZM137 69V68H136ZM140 69V68H139ZM153 69V71H154V68H152ZM157 69V68H156ZM160 69V68H159ZM171 69H172V67H171ZM184 69V68H183ZM188 69V68H187ZM197 69V68H196ZM123 70V69H122ZM141 70V69H140ZM150 70V69H149ZM148 70V71H149ZM161 70H163V67H162V69ZM175 70V69H174ZM199 70V69H198ZM120 71H121V69H120ZM142 71V70H141ZM157 71V70H156ZM180 71V70H179ZM178 71V72H179ZM52 72V71H51ZM58 72V71H57ZM72 72V71H71ZM73 72H72V74H73ZM158 72H162V71H158ZM163 72H164V70H163ZM172 72H173V70H172ZM186 72V71H185ZM238 72V71H237ZM50 73V72H49ZM48 73V74H49ZM53 73V72H52ZM55 73H56V71H55ZM59 73V72H58ZM123 73H125V72H123ZM127 73H129V71L127 72ZM144 73H146V72H144ZM167 73V72H166ZM174 73V72H173ZM180 73V72H179ZM193 73V72H192ZM197 73V72H196ZM131 75H132V73H130ZM139 74H141L140 72H139ZM156 74V73H155ZM183 74V73H182ZM187 74H189V72L187 73ZM194 74V73H193ZM203 74V75H204ZM128 75V74H127ZM126 75V76H127ZM154 75V74H153ZM174 75H175V73H174ZM173 75V76H174ZM202 74L199 76L200 78H201V81H202V78L203 77H201V76H203ZM232 75V74H231ZM50 76V75H49ZM55 76V75H54ZM75 76V75H74ZM119 76V75H118ZM155 76V75H154ZM158 76H160V75H158ZM157 76V77H158ZM178 75H177V73H176V77H177ZM184 76V75H183ZM186 76V75H185ZM189 76V75H188ZM187 76V77H188ZM219 76V75H218ZM223 76V75H222ZM254 76H253V78H254ZM51 77V76H50ZM130 77V76H129ZM133 77V76H132ZM166 78H167V76H165ZM171 77V76H170ZM175 77V76H174ZM175 77V78H176ZM191 77V76H190ZM225 77V76H224ZM53 78V77H52ZM162 78H163V76H162ZM166 78H165V80H166ZM186 78V77H185ZM184 78V79H185ZM191 78H193V77H191ZM199 78V79H200ZM227 78V77H226ZM241 78V77H240ZM170 79V78H169ZM172 79V78H171ZM179 79V78H178ZM183 78L181 77V81H182V86H183V88H184V90L187 88H190V86H193V84H195V82H198L199 81V79H197V81H189V80H187V79H189V78H187L186 80H182ZM203 79H205V78H203ZM207 79V78H206ZM249 79V78H248ZM49 80H51V79H49ZM75 80V79H74ZM173 80H177V79H174L173 78ZM180 80V79H179ZM207 80H209V79H207ZM219 80V79H218ZM222 80V79H221ZM127 81V80H126ZM129 81V80H128ZM131 81V80H130ZM76 82L77 81H75V84H76ZM124 82V81H123ZM204 82H207L206 80L204 81ZM203 82V83H204ZM136 83H137V80H136ZM161 83V82H160ZM199 83V82H198ZM208 83V82H207ZM206 83V84H207ZM225 83H226V79H225ZM124 84V83H123ZM131 84V83H130ZM155 84V83H154ZM220 84H221V82H220ZM77 85V84H76ZM79 85V84H78ZM165 85V84H164ZM163 85V86H164ZM168 84H166V86H167ZM199 85V84H198ZM201 85V84H200ZM71 86H73V85H71ZM75 86V85H74ZM135 86V85H134ZM136 86H138V84L136 85ZM141 86V85H140ZM181 86V87H182ZM205 86V85H204ZM255 86H258V87H261V85H258V82L255 84ZM21 89V90H18L19 88ZM64 87V86H63ZM62 87V88H63ZM79 87V86H78ZM124 87H126V86H124ZM150 87V86H149ZM152 88V87H151ZM150 88V89H151ZM183 88H181V89H183ZM55 89V88H54ZM60 89H61V86H60ZM59 88H58V90H60ZM137 89V88H136ZM136 89H135V91H136ZM149 89V88H148ZM149 89V90H150ZM157 89V88H156ZM162 90H163V88H161ZM166 89V88H165ZM193 89V88H192ZM53 90V89H52ZM65 90V89H64ZM132 90V89H131ZM158 90V89H157ZM62 91V90H61ZM134 91V92H135ZM144 91V90H143ZM147 91V90H146ZM155 91V90H154ZM181 91V90H180ZM189 91V89L186 91V92H188ZM194 92L196 91V90H193ZM199 91H200V89H199ZM53 92V91H52ZM58 92H60V91H58ZM64 92H66V90L64 91ZM148 92V91H147ZM153 92V91H152ZM158 92H160V90L158 91ZM81 93V92H80ZM132 93V92H131ZM149 93V92H148ZM189 93V92H188ZM192 93V92H191ZM158 94V93H157ZM198 94H200V93H198ZM202 94V93H201ZM51 95V94H50ZM55 95V94H54ZM58 95V94H57ZM64 95V94H63ZM146 95H148L147 93H146ZM150 95V94H149ZM148 95V96H149ZM169 95H170V93H169ZM180 95V94H179ZM183 95H184V93H183ZM255 95H257L258 97H256ZM53 96V95H52ZM159 96V95H158ZM175 96V95H174ZM173 96V97H174ZM198 96V95H197ZM249 96H252V97H249L248 99H250V101H249V105H248V107L247 108H245V109H243V110H241V109H239L238 108V111H237V113L236 114H238L237 115V121H238V123L237 122H235L234 124H229L230 126L229 127H227V129L229 130V132L228 133H230V135H237V137L238 138H240V137H243V140H246V142L249 144V146L251 147L254 143H256L258 140H259V137H260V133H262V129H263V126H264V98H262L261 97V95L259 96L255 91H252L251 92V95H249ZM58 97V96H57ZM145 97V96H144ZM147 97V96H146ZM163 97V96H162ZM176 97V96H175ZM190 97V96H189ZM263 97H264V93H263ZM54 98V97H53ZM155 98H156V96H155ZM59 99H60V97H59ZM65 99V100H64ZM150 99V98H149ZM163 99V98H162ZM177 99V98H176ZM191 99V98H190ZM50 100V99H49ZM58 99H56V98H54V99H52V102H51V104L50 105H52L51 107H52V109H53V107H55V103H56V101H57ZM165 100H167V98L165 99ZM196 100V99H195ZM210 100V99H209ZM59 101V100H58ZM125 101V100H124ZM144 101H149L148 99L146 100H144ZM158 101H159V99H158ZM176 101V100H175ZM179 101V100H178ZM187 101V100H186ZM203 101V100H202ZM248 101V100H247ZM146 102H144V104L146 103ZM151 102L152 101H149V103L151 104ZM171 102H172V100H171ZM182 102V101H181ZM189 102V101H188ZM193 102H194V100H193ZM163 103V102H162ZM174 103H176V102H174ZM185 103V102H184ZM16 104L19 106V109H15V108H13V107H15L16 106ZM144 104L142 103V105L144 106ZM147 104V103H146ZM146 104H145V106H146ZM158 104V103H157ZM165 104H166V101H165ZM189 104H190V102H189ZM161 105V104H160ZM163 105V104H162ZM207 105V104H206ZM233 105V104H232ZM37 106V107H38ZM125 105H123L122 107H124ZM148 106V105H147ZM170 106V105H169ZM174 106V105H173ZM187 106H188V104H187ZM191 106V105H190ZM50 107V108H51ZM116 107V106H115ZM122 107H120V108H122ZM126 107H128V105H126L124 108H125V112H129L128 111V109L126 108ZM131 107V106H130ZM162 107V106H161ZM160 107V108H161ZM172 107V106H171ZM170 107V108H171ZM182 107V106H181ZM186 107V106H185ZM201 107V106H200ZM16 108H18V107H16ZM49 107H48V109H50ZM118 108V107H117ZM129 108V107H128ZM39 109V108H38ZM146 109V108H145ZM144 109V110H145ZM181 109V108H180ZM114 110V109H113ZM118 110V109H117ZM116 110V111H117ZM127 110V111H126ZM196 110V109H195ZM199 110V109H198ZM206 110H208V108L207 107H203V109H201V113L202 114H204L205 115V113H206ZM53 111H54V109H53ZM120 111V110H119ZM118 111V112H119ZM122 111V110H121ZM147 111V110H146ZM167 111V110H166ZM170 111L172 112V110L170 109ZM176 111V110H175ZM36 112V111H35ZM47 112V111H46ZM45 112V113H46ZM118 112H117V114H118ZM124 111H123V114H127L126 116H122V119L120 120V122L117 124V125H114L111 129V131L113 132H116V133H120L121 131H123L124 132V135H125V138H127V137H129L131 134V132H130V129H132L131 127V125L130 126H128V124H127V126L124 124V123H126L125 122V120L127 121V118H128V122H129V120L131 119V118H133V116H135V115H133L132 116V113H131V116H130V114L129 113H125ZM140 112V111H139ZM186 112V111H185ZM191 112V111H190ZM200 112H199V114H200ZM211 112V111H210ZM72 113H73V115H72ZM75 113H78V111L77 112H75ZM122 113V112H121ZM179 113V112H178ZM183 113V112H182ZM197 113V112H196ZM196 113H195V115H196ZM69 116H68V115ZM114 114H116V113H114ZM173 114V113H172ZM171 114V115H172ZM177 114V113H176ZM181 114V113H180ZM215 114V113H214ZM37 115H38V112H37ZM51 115V114H50ZM49 115V116H50ZM53 115V114H52ZM51 115V116H52ZM57 115H56V117H57ZM71 115V116H70ZM122 115V114H121ZM144 115V114H143ZM179 115V114H178ZM32 116V115H31ZM51 116H50V118H51ZM53 116H55V115H53ZM52 116V117H53ZM117 116H119V115H117ZM142 116V115H141ZM177 115H175L174 116V118H173V115L171 116V122H173L174 123V125L176 126V128L178 129V131H176V132H179V126L178 125H180V127L182 126V128L181 129H183L184 128V124L182 125V124H180L179 122H180V120L181 119H179V118H175ZM182 116V115H181ZM185 116H187V115H185ZM235 116V115H234ZM126 117V118H125ZM146 117H148V116H146ZM32 118V117H31ZM37 118H39V117H37ZM116 118V117H115ZM118 118V117H117ZM144 118V117H143ZM169 118H170V116H169ZM193 118V117H192ZM197 118V117H196ZM204 118V117H203ZM219 118V117H218ZM76 119H79V118H76ZM136 119V118H135ZM179 119V120H178ZM47 120H48V118H47ZM133 120V119H132ZM132 120H130V121H132ZM137 120V119H136ZM140 120V119H139ZM152 120V119H151ZM196 120V119H195ZM200 120V119H199ZM203 120V119H202ZM222 120V119H221ZM230 120H232V119H230ZM235 120H236V118H235ZM33 122H35L34 120H32ZM213 121V120H212ZM218 122H219V120H217ZM49 122V121H48ZM79 122V121H78ZM82 122V121H81ZM115 122V121H114ZM156 122V121H155ZM10 123V124H9ZM27 123V124H26ZM35 123H39V122H35ZM34 123V124H35ZM134 123L136 124V122H135V120H134ZM167 123V122H166ZM172 123V124H173ZM181 123H183V120L181 121ZM209 123V122H208ZM212 124H213V122H211ZM229 123V122H228ZM41 124H43V122H41ZM130 124V123H129ZM204 124V123H203ZM216 124V123H215ZM29 125V126H28ZM38 125V124H37ZM40 125V124H39ZM45 125H46V123H45ZM126 126V128H120V126ZM214 125V124H213ZM218 125V124H217ZM43 126H44V124H43ZM117 126V127H116ZM146 126V125H145ZM175 126H174V128H175ZM188 126H189V124H188ZM187 126V127H188ZM191 126H193V127H197V129H198V131L201 133V131L199 130V129H201L200 127H198L197 125H195V124H193V125H191ZM191 126H189V129H190V127ZM45 128H46V126H44ZM116 127V128H115ZM155 127H156V124H155ZM170 127V126H169ZM186 127V126H185ZM259 127H260V129H259ZM115 128V129H114ZM135 128V127H134ZM204 128H207V126L206 127H204ZM210 128V127H209ZM217 128V127H216ZM225 128V127H224ZM180 129V130H181ZM184 129H187V128H184ZM193 129V128H192ZM196 128H194L193 130H191L192 131V133L194 132V130H195ZM197 129L195 130L196 132H194V133H196V135H194V133H193V136L195 137V136H198V138H199V135H197L199 132L197 131ZM212 129V128H211ZM210 129V130H211ZM226 129V130H227ZM128 131L129 133H125V131ZM134 130V129H133ZM176 130V129H175ZM174 130V131H175ZM30 132V133H26V136H25V134H24V132ZM32 131V132H31ZM108 131V130H107ZM213 131H214V129H213ZM212 131V132H213ZM217 131V130H216ZM261 131V132H260ZM49 132V131H48ZM133 132V131H132ZM135 132H137L138 133V130L137 131H135ZM175 132V133H176ZM188 131H186V133H187ZM198 132V133H197ZM220 132V131H219ZM225 133H227L226 131H224ZM24 134V135H22V134ZM45 133V132H44ZM72 133V134H71ZM107 133H109V132H107ZM181 133V132H180ZM179 133V134H180ZM182 133L184 134L185 132L184 131H182ZM202 133H204L203 132V129H202ZM201 133V134H202ZM225 133H224V135H225ZM23 136V140L21 139V135ZM30 134V135H29ZM46 134V133H45ZM129 134V135H128ZM136 134V133H135ZM178 133H176V135H177ZM188 134H190V132L188 133ZM220 134H222V133H220ZM263 135H264V133H262ZM47 135V134H46ZM172 135V133L169 135V136H171ZM173 135H175V134H173ZM176 135H175V138H176ZM207 135V134H206ZM230 135H227L228 137H230ZM107 136V135H106ZM179 136V135H178ZM177 136V139H179V137ZM192 136V135H191ZM202 136V135H201ZM216 136H218V135H216ZM220 136V135H219ZM218 136V137H219ZM35 137V139H33ZM69 137V136H68ZM115 137H117V136H115ZM182 137V136H181ZM186 137V136H185ZM207 137V136H206ZM210 137V136H209ZM214 137V136H213ZM225 137V136H224ZM261 137H262V135H261ZM260 137V138H261ZM264 137V136H263ZM262 137V138H263ZM46 138V137H45ZM53 138V139H52ZM65 138V139H64ZM104 138V137H103ZM171 138V137H170ZM173 138V137H172ZM208 138V137H207ZM219 138H222L221 136L219 137ZM234 138H235V136H234ZM33 139V140H32ZM64 139V140H63ZM72 139V138H71ZM74 139V138H73ZM118 139V138H117ZM181 139V138H180ZM179 139V140H180ZM187 141H188V143H187V141H184V140H186V139H181L180 141L178 140V144H177V142L174 144V145H176V146H174L175 148H173V144H172V142H171V140L170 139H167V140H164L165 142H163L164 144H166L165 146V148H166V150H167V156H165L166 158L165 159H163V160H165V163H167V165L165 164V166H167V167H165L164 166V170H166L168 173L171 171V169H172V171L174 172V171H176L177 170V168H178V170L180 169L179 167V165H181L179 162H177V159H174V154H172L171 153V151H172V149H181L182 148V150L183 149H185V153H183L184 154V159H185V157H186V159H195L194 157H196V160H193V162L192 163H194V165H192L193 166V169H191L192 170V173L190 174V173H188V177H190L189 178V182H187V184H189V186L187 185V192H184L185 194V197L187 198V200H186V202H185V204L183 205V207L181 206V209H179V208H175V210H171L172 212L170 213V215H171V220H173V221H175V228H176V233H175V235L173 236V235H170L169 237H172V239H173V237H175V236H177L178 238H174V241H177V245H176V242L174 243L173 242V240H171V242L173 243V245H175L176 247H178L179 245H184L183 243V239H186V232H187V224H188V222H189V219H190V217L192 216V209L193 208H195L196 207V205H195V203H197L195 200H196V194H197V190H198V192L199 193H201V184H202V186L204 185V184H209V186H210V188L212 189V187L214 186V181L212 182V183H209V182H211V179H210V181H206L207 180V178L209 179L210 178V176L211 175H209V177H205L206 179L204 180V179H202L204 176H202L201 175V173H200V171H201V169H202V167H204L207 163H209L208 161H206V159H205V157L204 156H202V154L204 155V153H203V150H205V149H200L199 148V145L200 144H198V142H196V144H195V146H193V144L189 141V138H188V136H187ZM193 139V138H192ZM196 138H194L193 140H195ZM210 139V138H209ZM217 139V138H216ZM232 139H233V137H232ZM241 139V138H240ZM53 140V141H52ZM75 140V139H74ZM125 140H127V139H125ZM137 140V139H136ZM176 140V139H175ZM199 140H200V138H199ZM202 140H206L205 139V136L203 137V139ZM226 140H228V139H226ZM234 140V139H233ZM238 140V139H237ZM242 140V139H241ZM241 140H240V142H241ZM33 141V142H32ZM77 141V140H76ZM119 141H121V140H118V142ZM192 141V140H191ZM208 141V140H207ZM232 141V140H231ZM260 141V140H259ZM126 142V141H125ZM135 142H137V143H139V140H137V141H135ZM187 144H186V143ZM204 142H206V141H204ZM221 142V141H220ZM227 142V141H226ZM239 142V143H240ZM244 142V141H243ZM245 142V143H246ZM76 143V142H75ZM115 143V142H114ZM200 143H201V141H200ZM208 143V142H207ZM222 143V142H221ZM224 143H225V141H224ZM223 143V144H224ZM229 143V142H228ZM234 143V142H233ZM246 143V144H247ZM258 143V142H257ZM256 143V144H257ZM263 143V142H262ZM74 144V143H73ZM124 144V143H123ZM203 144V143H202ZM205 144V143H204ZM216 144V143H215ZM226 144V143H225ZM247 144V145H248ZM256 144H254L253 145V148L254 149H251L250 147V152H251V154L248 152L247 153V151H246V154H248V155H251V156H254V157H256V159L255 160H258V159H260V157H263L262 159H260L261 161H260V165H261V168H259L261 171H263L264 172V170H263V168H264V156H262L261 154H262V147L260 148V146L258 147V149L256 148L257 146H256ZM261 144V143H260ZM71 145V144H70ZM116 145V144H115ZM228 145H230V144H228ZM227 145V146H228ZM236 145V144H235ZM243 145V144H242ZM121 146H123V145H121ZM140 146V145H139ZM158 146V145H157ZM201 146V145H200ZM210 146V145H209ZM226 146V147H227ZM232 146V145H231ZM237 146V145H236ZM235 146V147H236ZM255 146V147H254ZM98 147V146H97ZM218 147V146H217ZM230 147V146H229ZM234 147V146H233ZM240 147H241V145H240ZM239 147V148H240ZM34 148V149H35ZM136 148H137V146H136ZM191 148V149H190ZM199 148V149H198ZM207 148V147H206ZM220 148V147H219ZM222 148L223 147H221V150H222ZM242 148V147H241ZM248 148V149H249ZM256 148V149H255ZM31 149V148H30ZM113 149V148H112ZM138 149V148H137ZM187 149V150H186ZM225 149V148H224ZM223 149V150H224ZM230 149H232V148H230ZM234 149H236V148H234ZM244 149H245V147H244ZM262 149V150H261ZM25 150H27V149H25ZM155 150V149H154ZM191 150V151H190ZM233 150V149H232ZM237 150V149H236ZM242 150H243V148H242ZM246 150V149H245ZM259 150H261L260 152H261V154L259 153ZM10 151V150H9ZM16 151V152H15ZM23 151H24V148H23ZM30 151V150H29ZM43 151H45L44 149H43ZM66 151H68V150H66ZM70 151V150H69ZM68 151V152H69ZM175 151V150H174ZM184 151V150H183ZM191 153V156H189V158H188V156H186V154H188L189 152ZM227 151H228V149H227ZM241 151V150H240ZM239 151V152H240ZM18 152H20V150H18ZM187 152V153H186ZM214 152V151H213ZM219 152V151H218ZM242 152V151H241ZM9 153V152H8ZM12 153V152H11ZM44 153V152H43ZM70 153V152H69ZM110 153V152H109ZM181 153V152H180ZM209 153V152H208ZM217 153V152H216ZM220 153V152H219ZM223 153V152H222ZM228 153V152H227ZM226 153V154H227ZM20 154V153H19ZM25 154H27V152L25 153ZM32 154V152H30V156H32L31 155ZM34 154V153H33ZM40 154V153H39ZM210 154H212V152L210 153ZM223 154H225V152L223 153ZM235 154V153H234ZM233 154V155H234ZM28 155H29V153H28ZM36 155H37V153H36ZM36 155H34V157H36V158H33V159H35V160H37V158H38V162L37 161H35V160H32V159H30V160H32L33 161V163H40L39 162V160H40V157H37ZM65 155H67L66 153H65ZM157 155V154H156ZM209 155V154H208ZM228 155V154H227ZM226 155V156H227ZM247 155V156H248ZM9 156H10V154H9ZM9 156H8V159H7V162H8V165H10L9 166V170H7L8 169V167H7V171L8 172H10V173H12V175H14V176H16L15 175V173H16V171H17V169L19 168H17L16 166H12V162H13V160L14 159H16V158H11L10 157V159H9ZM14 156H16V155H14ZM22 156H23V154H22ZM25 156H27V155H25ZM29 156V157H30ZM41 156V155H40ZM177 156V155H176ZM220 156V155H219ZM235 156V155H234ZM242 156V155H241ZM244 156V155H243ZM250 156V157H251ZM17 157V156H16ZM24 157V156H23ZM42 157V156H41ZM66 157V156H65ZM199 157V158H198ZM202 159H201V158ZM217 157V156H216ZM249 157V156H248ZM20 158H21V154H20ZM25 158H28V156L27 157H25ZM60 158V159H59ZM67 158V157H66ZM126 158H127V156H126ZM158 158V157H157ZM160 158L161 157H159V160H160ZM221 158H223L222 156H221ZM226 158V157H225ZM235 158H237V157H235ZM244 160V163H243V161H242V163H241V167L243 166V168L244 169H242V170H244L245 171V169H248V167H249V164L250 163H252V160H248V159H246V157H242ZM258 158V159H257ZM13 159V160H12ZM24 159V158H23ZM42 159H44V158H42ZM42 159H41V161H42ZM109 159V163L107 164V162H106V164L107 165H105V167L104 168H102V166L100 167V166H98L95 170H94V172H93V176L96 178L95 180V182H96V184L94 185V186H96V189L98 190V193H99V196H100V194H101V192H104V188H106L105 186H107L106 185V183H107V181H108V175H109V169H111V168H109L108 169V165H111V164H113V163H115L116 162V160H115V158L114 157H109L108 158ZM181 159V158H180ZM204 159V160H203ZM210 159H212V158H210ZM227 159V158H226ZM225 159V160H226ZM44 160H46V158L44 159ZM43 160V161H44ZM59 160V161H58ZM136 160V159H135ZM151 160V159H150ZM158 160V161H159ZM189 160V161H190ZM223 160V159H222ZM241 160V159H240ZM11 161V162H10ZM15 161V160H14ZM21 161V160H20ZM28 160H25L24 162H27ZM32 161H30V163L32 162ZM35 161V162H34ZM188 161V162H189ZM214 161H216V160H214ZM219 161V160H218ZM233 161V160H232ZM234 161H235V159H234ZM254 161V160H253ZM259 161V160H258ZM29 162V161H28ZM27 162V163H28ZM153 162V161H152ZM156 162V161H155ZM184 162H186V161H183V163ZM188 162H186V163H188ZM205 162H207V163H205ZM221 161H219V163H220ZM223 162V161H222ZM227 162H228V159H227ZM4 163V161H2V164ZM17 163V162H16ZM16 163H14V164H16ZM63 163V162H62ZM128 163V162H127ZM159 163V162H158ZM211 163H212V160H211ZM210 163V164H211ZM219 163H217V164H219ZM230 163V162H229ZM235 163V162H234ZM255 163V162H254ZM7 164V163H6ZM60 164H61V162H60ZM121 163H119V165H120ZM151 164V163H150ZM188 164H190V163H188ZM216 164V163H215ZM224 164V163H223ZM231 164V163H230ZM240 164V163H239ZM248 164V165H247ZM4 165V164H3ZM23 165V164H22ZM34 166H36V170H37V168L38 167H40L39 165H38V167H37V165H35V164H33ZM101 165V164H100ZM115 165V164H114ZM117 165V164H116ZM127 165V164H126ZM140 165V164H139ZM148 165V164H147ZM198 166V168H197V166ZM228 166H229V164H227ZM7 166V165H6ZM25 166V165H24ZM26 166L28 167V165L26 164ZM135 166H137V165H135ZM134 166V167H135ZM143 166H144V164H143ZM182 166V165H181ZM189 166V165H188ZM202 166V167H201ZM206 166H208L209 167V165H206ZM214 166V165H213ZM219 166V165H218ZM218 166H216V168H218ZM222 165L220 164V170L219 169H217L218 171H221L222 169H223V167H221ZM255 166H257V165H255ZM43 167H44V165H43ZM42 167V168H43ZM60 167V166H59ZM131 167H133V166H131ZM133 167V168H134ZM140 167V166H139ZM172 167V168H171ZM215 167V166H214ZM214 167H212L211 166V168H214ZM263 167V168H262ZM115 168H118V167H115ZM128 168V167H127ZM126 168V169H127ZM141 169H143V167H140ZM146 168V166L144 167V169ZM155 168H157V167H153V164H151V166H149L147 169V172L145 173V171H146V169H145V171L143 170V172H142V170H141V172L139 171V169H138V171L140 172V173H145V175H143L142 176V174L140 175V177L141 178H139V176H138V180H140V181H138L137 180V183H136V181L135 182H131L130 184H134V186H135V188L137 187V188H139L138 190H134V192H132L131 194H129V195H124V196H122V199L120 198V201H121V204H119L120 203V201H119V199H118V201H119V203L117 202V208H115L116 210H118V208H119V211L115 214L116 215V217L117 218H119V219H114V221L115 220H117V221H119V222H121L122 224H123V229H127L126 231H128L129 232V234H131L132 233V235L136 238L137 237V233H139L141 230H142V228L141 227H143V229L146 227V228H148L147 226H149V225H147L148 223H149V221L150 220H152V218H151V216H152V212H154V209H157V208H159L157 205H159L160 204V206H162V202L158 199V198H160V197H163L162 195H164L162 192H161V188L163 187V186H167L168 184H167V181H163V179H162V181H160L159 179H157L156 180V177L155 176H157V175H159V173H158V171H157V169H155ZM226 168V167H225ZM232 168V167H231ZM23 169V168H22ZM41 169V168H40ZM135 169V168H134ZM158 169H160V168H158ZM162 169V170H163ZM168 169H169V171H168ZM176 169V170H175ZM189 169V168H188ZM239 169V168H238ZM253 169H255V168H253ZM252 169V170H253ZM32 170V169H31ZM36 170H34V171H36ZM79 170V169H78ZM83 170V169H82ZM91 170V169H90ZM154 170V171H153ZM163 170V171H164ZM177 170V171H178ZM200 170V171H199ZM204 170V169H203ZM227 170H228V168H227ZM241 170V171H242ZM19 171V170H18ZM111 171H113V170H111ZM130 171V170H129ZM131 171H132V169H131ZM171 171V173L170 174H172L173 172ZM185 171V170H184ZM223 171V170H222ZM238 171V170H237ZM237 171H236V176H237ZM256 171H257V169H256ZM31 172V171H30ZM78 173H79V171H77ZM115 172H116V170H115ZM114 172V173H115ZM160 172V171H159ZM181 172H183V170H181ZM187 172V171H186ZM185 172V173H186ZM206 171H204L203 173H205ZM225 172V171H224ZM234 172V171H233ZM32 173V172H31ZM138 173V172H137ZM137 173H135V174H137ZM157 175H156V174ZM165 173V172H164ZM198 173V174H197ZM208 173H210L209 171H208ZM228 173H229V171H228ZM244 173V172H243ZM242 173V174H243ZM248 173H249V170H248ZM252 172H250V174H251ZM254 173V174H253ZM251 175H252V179H251V177L249 178V180L251 181V183H253V181L255 182V180H256V178H255V180H253V176L254 175H256L257 173H258V171H257V173L256 172H253ZM64 174V173H63ZM82 174V173H81ZM139 174V173H138ZM161 174V176H162V174L163 173H160ZM175 174V173H174ZM176 174H178V173H176ZM175 174V175H176ZM195 174V175H194ZM240 174V173H239ZM246 174V173H245ZM259 174V173H258ZM261 174H262V172H261ZM264 174V173H263ZM25 175V174H24ZM27 175V174H26ZM62 175V174H61ZM187 175V174H186ZM190 175V176H189ZM212 175H213V173H212ZM216 175V174H215ZM213 176V177H216L217 175H219V174H217L216 176ZM222 176H223V178H225L224 176V174H221ZM221 175H219L218 176V178H222V176ZM230 175H231V173H230ZM229 175V176H230ZM20 176H22V177H24L23 176V173H22V175H20ZM31 176V175H30ZM33 176H34V174H33ZM39 176H42V174H41V172H40V175ZM81 176H83V175H81ZM80 175H79V177H80V180H82L83 181V179H81L82 177H81ZM133 176H134V174H133ZM154 176V177H153ZM165 176V175H164ZM169 176V175H168ZM168 176H167V178H168ZM174 176V175H173ZM172 176V177H173ZM194 176V177H193ZM234 176V175H233ZM249 176V175H248ZM259 176L261 177V175L259 174L258 176H255V177H258V180H259ZM22 177H21V179H22ZM36 177V176H35ZM62 177H64L63 175H62ZM61 177V178H62ZM91 177V176H90ZM131 177V176H130ZM171 177V178H172ZM180 177V176H179ZM178 177V178H179ZM182 177H183V175H182ZM186 177V176H185ZM184 177V178H185ZM242 177V176H241ZM263 177H264V175H263ZM263 177H261L260 179H262ZM17 178V177H16ZM26 178H27V176H26ZM38 178H41V177H38ZM44 178V177H43ZM78 178V177H77ZM111 178V177H110ZM127 178L128 179H130L129 178V175H127ZM155 178V179H154ZM157 178H158V176H157ZM170 178V177H169ZM174 178L175 177H173V180H174ZM191 178H194V181H192L191 182ZM217 178V177H216ZM239 178V177H238ZM18 179V178H17ZM17 179H13V176H12V179H11V183L13 184H11L12 185V187H11V193H15V194H13V195H16V196H14L15 197V200L16 199H19V200H17L18 202V204H17V206L15 207L16 209H14V210H16V212H14V210H13V215H11L10 214V217L9 216H4V218H3V221H1V222H3V223H1V224H4V226L6 227V229H12V228H14V231L18 234L19 232V234L18 235H20L22 232V230L24 229V227L26 226V224H24L25 222V219H27V217H25L24 216V213H22L21 211V208H20V206H19V203H20V200L23 198V197H21V196H23V195H21V193H23L21 190H23L22 189V186L20 187V182L22 183V182H24L23 180H24V178H23V180L21 181V179L18 181ZM36 179H37V177H36ZM36 179H34V180H36ZM56 179V178H55ZM63 179V178H62ZM65 179H66V177H65ZM86 179H87V177H86ZM135 179H137V177L135 178ZM176 179H177V177H176ZM187 179V178H186ZM185 179V180H186ZM233 179V178H232ZM27 180V181H26ZM25 181L26 182H28L29 180H30V178H29V180H28V178L26 179ZM79 179H78V181H80ZM159 180V181H158ZM227 180V179H226ZM240 180V179H239ZM246 180V182H247V179H245ZM258 180H257V183H258ZM262 180H264V178L262 179ZM261 180V184H262V186L264 185V181H262ZM16 181H18V182H16ZM37 182H36V184L38 185L37 186V188H35V189H38V188H41V190H43V187L45 186V181H41V179H40V181H41V183H39L40 181L37 179L36 180ZM39 181V182H38ZM94 181V180H93ZM176 182L178 181H180V183L182 184V181L181 180H175ZM222 181H225V180H222ZM221 181V182H222ZM26 182H25V185H24V189H25V191L28 193V195L26 194V192H24L23 194L26 196V198H27V200H29V204H30V202H32L31 200H32V198L34 199V197L36 196V194L34 195L32 192L34 191V188H33V191H31V194H29V192H30V190L29 189H31V187H29L30 186V181H29V184L28 185H26ZM113 182V181H112ZM206 182V183H205ZM221 182H219L218 181V183H220L221 184ZM235 182V181H234ZM33 183V182H32ZM42 183H44L43 185H42ZM86 183H87V180H86ZM129 183V182H128ZM162 183H163V185H162ZM164 183H166V184H164ZM223 183V182H222ZM225 183V182H224ZM250 183V182H249ZM24 184V183H23ZM33 184H35V183H33ZM32 184V185H33ZM80 184H82V183H80ZM185 184V183H184ZM217 184V183H216ZM259 184V183H258ZM258 184H257V187H256V185H255V183L252 185L253 186V188L255 189V190H257V188L259 187L258 186ZM82 185H84V184H82ZM111 185V184H110ZM161 185H162V187H161ZM171 185H173V184H171ZM170 184H169V189H170V191H173V190H171V188H172V186H171ZM186 185V184H185ZM218 185V184H217ZM231 185H232V183H231ZM35 186V185H34ZM41 186H43V187H41ZM129 186V185H128ZM174 187H175V185H173ZM223 186V185H222ZM227 186V185H226ZM236 186V185H235ZM29 187V188H28ZM86 187V186H85ZM84 187V188H85ZM124 187V186H123ZM130 187V186H129ZM161 187V188H160ZM168 187V186H167ZM171 187V188H170ZM176 187H177V185H176ZM205 187V186H204ZM215 187V186H214ZM213 187V188H214ZM244 187V186H243ZM256 187V188H255ZM125 188V187H124ZM133 188V187H132ZM179 188V187H178ZM234 188V187H233ZM239 188V187H238ZM250 188V187H249ZM252 188V189H253ZM261 188V187H260ZM9 189H10V187H9ZM8 189V190H9ZM168 189V190H169ZM173 189V188H172ZM227 189V188H226ZM232 189V188H231ZM230 189V190H231ZM236 189V188H235ZM259 189V188H258ZM263 189H264V186H263ZM263 189H261L262 190V192H263ZM28 190H29V192H28ZM40 190V189H39ZM184 190H186V189H184ZM183 190V191H184ZM219 191H220V188L218 189ZM242 190V189H241ZM247 190V189H246ZM10 191H9V195L11 194L10 193ZM165 191V190H164ZM169 191V192H170ZM233 191V190H232ZM243 191V190H242ZM241 191V192H242ZM97 192V191H96ZM122 192V191H121ZM262 192H260V194L262 193ZM172 193V192H171ZM176 193V192H175ZM174 193V194H175ZM211 193V192H210ZM228 193H229V191H228ZM255 193H257L258 194V191L257 192H255ZM111 194V193H110ZM116 194V193H115ZM125 194V193H124ZM167 194V193H166ZM238 194V193H237ZM251 194V193H250ZM12 195V196H13ZM86 195V194H85ZM169 195V194H168ZM181 196H183L182 194H180ZM194 195H195V197H194ZM231 195V194H230ZM245 195V197H246V194H244ZM249 195V194H248ZM87 196V195H86ZM158 196V197H157ZM177 196V195H176ZM180 196V197H181ZM212 197H213V195H211ZM257 196V195H256ZM261 196V195H260ZM259 196V197H260ZM14 197H12V198H14ZM113 197V196H112ZM117 197V195H115V198ZM179 197V196H178ZM236 197V196H235ZM241 197V196H240ZM244 197V198H245ZM253 197V196H252ZM262 197H264V195L262 196ZM25 198V197H24ZM25 198V199H26ZM86 198V197H85ZM88 198V197H87ZM118 198V197H117ZM158 199V201H156V204H157V202L159 203V204H157V205H155V203H154V201H155V199ZM202 198V197H201ZM250 198V197H249ZM258 198V197H257ZM256 198V199H257ZM101 198H98V200H100ZM113 199V198H112ZM156 199V200H157ZM161 199V198H160ZM163 199V198H162ZM181 199V198H180ZM203 200H208V202H211V200H210V194L208 193V189L207 188H205V191H204V195H203V198H202ZM202 199H201V202H202ZM256 199H254V200H256ZM263 199L264 198H262V202H263ZM23 200V199H22ZM21 200V201H22ZM26 200V204H27V201ZM217 200V199H216ZM245 200V199H244ZM23 201H25V200H23ZM34 201V200H33ZM102 200H100V202H101ZM161 203H160V202ZM167 201V200H166ZM213 201V200H212ZM235 201V200H234ZM260 201H261V199H260ZM96 202V201H95ZM114 202V201H113ZM200 202V201H199ZM198 202V203H199ZM204 202V201H203ZM245 202V201H244ZM250 202V201H249ZM257 202V201H256ZM23 203V202H22ZM101 203H103V202H101ZM105 203H107V202H105ZM115 203L116 202H114V203H111L114 207L116 206L115 205ZM171 203V202H170ZM176 203H178V202H176ZM175 203V204H176ZM239 203H240V200H239ZM241 203H243V202H241ZM25 204V203H24ZM35 203H33L32 205H34ZM164 204V203H163ZM174 204V203H173ZM172 204V205H173ZM204 204V203H203ZM249 204V203H248ZM253 204H254V202H253ZM257 204V203H256ZM261 204V203H260ZM264 204V203H263ZM108 205V204H107ZM111 205V206H112ZM202 205V204H201ZM222 205V204H221ZM245 205H246V203H245ZM25 206H27V205H25ZM30 206V205H29ZM101 206V205H100ZM111 206H109L110 208H111ZM112 206V207H113ZM204 206V209H205V207H206V205H203ZM209 206V205H208ZM261 206H262V204H261ZM33 206H31V208H32ZM113 207V208H114ZM202 207V206H201ZM241 207H243L242 205H241ZM252 207H253V205H252ZM262 207H264V206H262ZM261 207V208H262ZM207 208H209V207H207ZM211 208V207H210ZM254 208V207H253ZM17 209H20V210H18L17 211ZM100 209V208H99ZM104 209V208H103ZM160 209V208H159ZM163 209V211L165 210L164 209V207L163 208H161L160 210H162ZM214 209V208H213ZM225 209V208H224ZM237 209V208H236ZM247 209H249V208H247ZM93 210H95V209H93ZM113 210V209H112ZM20 211V212H19ZM81 211V210H80ZM99 211V210H98ZM97 211V212H98ZM162 211V212H163ZM207 211H208V209H207ZM214 211V210H213ZM222 211V210H221ZM226 211V210H225ZM251 211V210H250ZM258 211H260L259 209H258ZM19 212V213H18ZM82 212H83V210H82ZM227 212V211H226ZM235 212V211H234ZM243 212V211H242ZM80 213V212H79ZM103 213V212H102ZM114 212H112V214H113ZM203 213H205V212H203ZM239 213V212H238ZM254 213V212H253ZM261 213H262V211H261ZM84 214V213H83ZM88 214V213H87ZM110 216H111V211L108 213ZM117 214L119 215V217L117 216ZM156 214H157V212H156ZM155 213H154V215H156ZM161 214V213H160ZM221 214V213H220ZM242 214V213H241ZM252 214V213H251ZM256 214V213H255ZM80 215V214H79ZM82 215V214H81ZM106 215V214H105ZM114 215V214H113ZM112 215V216H113ZM202 215V214H201ZM205 214H203V216H204ZM225 215H227V214H225ZM229 215V214H228ZM235 215H236V213H235ZM256 215H260L261 216V214H256ZM78 216V215H77ZM86 216V214L84 215V217ZM96 216V215H95ZM107 216V215H106ZM110 216H108L109 217V219L111 218H113V217H110ZM231 216V215H230ZM255 216V215H254ZM8 217V218H7ZM76 217V216H75ZM79 217V216H78ZM77 217V218H78ZM88 217H90V215H88ZM87 217V218H88ZM155 217V216H154ZM238 217H239V215H238ZM258 217V216H257ZM262 217V216H261ZM99 218H100V216H99ZM98 218V219H99ZM157 218V217H156ZM194 218H198V217H194ZM221 218H222V215H221ZM235 218V217H234ZM240 218V217H239ZM109 219H107V222L109 223V221H111V220H109ZM216 219V218H215ZM219 219H220V217H219ZM236 219V218H235ZM244 219V218H243ZM78 220H79V218H78ZM83 220V219H82ZM87 221H86V224H85V226L82 224V226H84V227H92L95 223L94 222H96V221H94V220H96V219H94V218H88V219H86ZM109 220V221H108ZM220 220H224V218L223 219H220ZM252 220H255V219H252ZM258 220H260V219H258ZM85 221V220H84ZM155 221V220H154ZM200 221V220H199ZM203 221V220H202ZM201 221V222H202ZM227 221H228V218H227ZM247 221V220H246ZM257 221V220H256ZM104 222H106V221H104ZM151 222V221H150ZM153 222V221H152ZM195 222H196V220H195ZM200 222V224H202ZM205 222V221H204ZM218 222V221H217ZM222 222V221H221ZM253 222V224L255 225V224H258L257 222H261V220L260 221H257L256 223H254V221H252ZM263 222V221H262ZM5 223H6V225H5ZM82 223V222H81ZM166 223H167V221H166ZM170 225H171V223H173V222H171L170 223V221L168 222ZM167 223V224H168ZM198 222H196V223H194L195 225L197 224ZM224 223H225V220H224ZM111 224V223H110ZM110 224H108V227H110L111 228V225ZM228 224V223H227ZM240 224V223H239ZM252 224V223H251ZM79 225H81V224H79ZM79 225H77V226H79ZM104 225V224H103ZM173 225V224H172ZM220 225V224H219ZM221 225H224V224H221ZM220 225V226H221ZM233 225V224H232ZM241 225V224H240ZM247 225V224H246ZM261 225H263V227L261 226ZM258 224L257 226L258 227H255L254 226V231H251V233L252 232H254V239L253 238H251V239H253L252 241L250 240V238H249V240H250V244H247L248 245V248H249V245H250V247H251V245L252 246H254L253 248H255L256 249V251H255V249H254V251H255V254H257V259H259V261H261V264L263 263L264 264V223H262V224ZM3 225H1L0 227H2ZM8 226H11V227H8ZM13 226V227H12ZM161 226H162V223H161ZM200 226V225H199ZM201 226H203V225H201ZM206 226H208L207 225V223H206ZM213 226V225H212ZM237 226V225H236ZM243 226V225H242ZM81 227V226H80ZM80 227H79V230H78V232L80 231ZM83 227V228H84ZM95 227V226H94ZM107 227V226H106ZM112 227H115V232H117V233H115V236H109V238H107L108 240H107V242L105 243L106 245L105 246H103L104 247V251H103V256H104V258L105 259H108L109 260V264H111L112 263V261L113 262H115V263H113V264H144L145 262L142 260V259H139L138 258V254H139V252H137V250H136V253H138V254H136V253H133L134 251H132V249H131V247L129 248V244L127 245V246H125V247H127V248H129L130 250H128L127 248H125V250L122 252L121 250V252L122 253H124L123 255H120V253L121 252H119L118 251V249H117V251H116V249L114 248V246L112 247V246H110V244L109 243H112L113 241H115V243L117 242H119V243H123V242H125V245L127 244L126 243V241H123L122 239H121V234L119 233L120 232V230L118 229V227H116V226H113L112 225ZM150 227V226H149ZM165 227V226H164ZM169 227V226H168ZM170 227H172V226H170ZM169 227V228H170ZM174 227V226H173ZM197 227V230L195 229V232H194V230H193V232L191 233L192 234V236H196V238H195V242H196V244L198 245V243L200 242V240L202 241V237H201V235H200V230L198 229L199 227L198 226H196ZM195 227V228H196ZM204 228H206L205 226H203ZM222 227V226H221ZM233 227V226H232ZM250 227V226H249ZM152 228V227H151ZM194 228V227H193ZM208 228V227H207ZM229 228V227H228ZM234 228V227H233ZM245 228V227H244ZM256 228V229H255ZM11 229H10V232L12 233L13 231H11ZM87 229V228H86ZM105 229V228H104ZM107 229V228H106ZM112 229V228H111ZM154 229H155V227H154ZM154 229L152 228V230L154 231ZM163 229V228H162ZM172 229V228H171ZM213 229V228H212ZM238 229V228H237ZM243 228H241V230H242ZM3 230H5V228H3ZM3 230H1L0 229V243L1 244H3V245H1L2 247H0V249L2 250V249H4V250H6V253H7V255H12L13 256V261H10V262H8L7 260H5V262H3V261H0V264H11V263H15V264H27V261H26V259L27 258H29L27 255V251L31 248V247H34V242H33V238L32 237H27V236H24L23 238H20V240H19V243L16 245V247L13 249V247L9 244L10 242H11V240H12V236H14V234H15V232H14V234L12 233V238L9 240L8 239V237L10 236V234L8 235V237L7 236H2V233H3ZM156 231H157V229H155ZM161 230V229H160ZM173 230H175V229H173ZM222 230V229H221ZM220 230V228H219V230L218 231H221ZM6 231H8V230H6ZM76 231V230H75ZM106 231V230H105ZM113 231V230H112ZM139 231V232H138ZM144 232H145V230H143ZM152 231V232H153ZM191 231V230H190ZM234 231V230H233ZM243 231V230H242ZM10 232H8V233H10ZM77 232V231H76ZM82 232V231H81ZM80 232V233H81ZM107 232V231H106ZM149 232H150V230H149ZM170 232V231H169ZM173 232V231H172ZM204 232V231H203ZM215 232V231H214ZM224 234H225V232H224V230L222 231ZM108 233H110V232H107V234ZM155 233V232H154ZM153 233V234H154ZM161 233H162V231H161ZM194 233V234H193ZM206 233V232H205ZM216 233H217V235H218V232L216 231ZM216 233H214V234H216ZM245 233V232H244ZM3 234H5V233H3ZM106 234V235H107ZM111 234V233H110ZM112 234H114V233H112ZM156 234V233H155ZM154 234V235H155ZM165 234V233H164ZM171 234V233H170ZM188 234V233H187ZM240 234V233H239ZM239 234H238V236H239ZM5 235H7V234H5ZM78 235H80V234H78ZM82 235H83V242H86V240H85V236H84V231L82 232ZM168 235V234H167ZM219 235H221L220 234V232H219ZM246 235V234H245ZM251 235V234H250ZM250 235H248V237L250 236ZM22 236V235H21ZM132 236V237H133ZM139 236H140V234H139ZM157 236V235H156ZM188 236V235H187ZM226 236V235H225ZM242 236V235H241ZM79 236H77V238H78ZM111 237V238H110ZM127 237V236H126ZM150 237V236H149ZM163 237H164V235H163ZM222 237V236H221ZM243 237V236H242ZM245 237V236H244ZM243 237V238H244ZM247 237V238H248ZM105 238V237H104ZM156 238V237H155ZM161 238V237H160ZM191 238V237H190ZM207 238V237H206ZM223 238H224V236H223ZM76 239V238H75ZM94 239V238H93ZM123 239L125 240V236L123 235ZM187 239H188V237H187ZM186 239V240H187ZM212 239V238H211ZM219 239V238H218ZM69 240V239H68ZM77 240V239H76ZM105 240V239H104ZM134 240V239H133ZM138 240V239H137ZM169 240V239H168ZM167 240V241H168ZM205 240V239H204ZM203 240V241H204ZM207 240V239H206ZM205 240V241H206ZM245 240H246V238H245ZM248 240V241H249ZM67 241V240H66ZM79 241V240H78ZM216 241V240H215ZM218 241V240H217ZM136 242V241H135ZM134 242V243H135ZM154 242V241H153ZM159 242V241H158ZM245 242V241H244ZM34 243V244H33ZM95 243V242H94ZM191 243V242H190ZM224 243V242H223ZM12 244V243H11ZM65 244V243H64ZM80 244V243H79ZM81 246H83V249L84 250H81L79 253H76L77 254V258H78V260H76V261H78V263H80V264H83V263H81V262H83V261H85V259H91V256H90V252H89V248H87V246L86 245H84L83 243H82V241H81ZM102 244H103V242H102ZM152 244V243H151ZM150 244V245H151ZM169 244V243H168ZM192 244V243H191ZM201 244V243H200ZM225 244V243H224ZM243 244H245V243H243ZM13 245V244H12ZM66 245V244H65ZM74 245V244H73ZM78 245V244H77ZM119 245V244H118ZM117 245V246H118ZM123 245V244H122ZM131 245V244H130ZM149 245V244H148ZM186 245V244H185ZM189 245V244H188ZM196 245V246H197ZM203 245H204V243H203ZM208 245H210V244H208ZM212 246H213V244H211ZM226 245V244H225ZM68 246V245H67ZM80 245H78V247H79ZM80 246V247H81ZM132 246V245H131ZM147 246V245H146ZM146 246H145V248H146ZM166 246V245H165ZM191 246V245H190ZM200 246H202V245H200ZM237 247H238V245H236ZM235 246V247H236ZM246 246V245H245ZM66 247V246H65ZM136 247V246H135ZM167 247H168V245H167ZM166 247V248H167ZM180 247V246H179ZM178 247V248H179ZM189 247V246H188ZM205 247V246H204ZM219 247H221L220 245H219ZM234 247V246H233ZM74 248L76 249V247L74 246ZM113 248V249H112ZM118 248V247H117ZM120 248H121V246H120ZM119 248V249H120ZM122 248H123V246H122ZM121 248V249H122ZM148 248V247H147ZM146 248V249H147ZM158 248H160V247H158ZM190 248V247H189ZM200 248V247H199ZM214 248V247H213ZM247 248V249H248ZM252 248V247H251ZM251 248H249L250 250H251ZM13 249V250H12ZM74 249V250H75ZM115 249V251L117 252L115 255H114V253H113V250ZM136 249H137V247H136ZM144 249V248H143ZM171 250H173L172 248H170ZM181 249V248H180ZM185 249V248H184ZM196 249H197V247L195 248V249H193L194 251H193V261H192V263H196V264H203V261H201V259L203 258V256H202V258H199V256H200V253H197L196 252ZM246 249V250H247ZM1 250H0V257L2 258V256H1ZM14 250H15V252H14ZM68 250V249H67ZM79 250V249H78ZM135 250V249H134ZM183 250V249H182ZM208 250V249H207ZM207 250H205V253L207 254ZM213 250V249H212ZM217 250V249H216ZM233 250V249H232ZM250 250L248 251V252H250ZM69 251L71 252V250L69 249ZM132 251V252H131ZM184 251V250H183ZM185 251H186V249H185ZM199 251V250H198ZM208 251H210V250H208ZM227 251H229V250H227ZM231 251V250H230ZM238 251V250H237ZM119 252V253H118ZM173 252V251H172ZM69 253V252H68ZM149 253V252H148ZM191 253V252H190ZM196 253L198 254V257L196 256ZM75 254V255H76ZM167 254V253H166ZM166 254H165V256H166ZM171 254V253H170ZM178 254V253H177ZM203 254V253H202ZM220 254V253H219ZM235 254V253H234ZM71 255V254H70ZM116 255H120V256H116ZM172 255H174V254H172ZM184 255V254H183ZM182 255V256H183ZM218 255V254H217ZM102 256V257H103ZM167 256H168V254H167ZM175 256V255H174ZM248 256V255H247ZM100 257V256H99ZM142 257H143V255H142ZM208 257V256H207ZM227 257V256H226ZM235 257V256H234ZM1 258H0V260H1ZM5 258H7V256L5 257ZM170 258V257H169ZM217 258H218V256H217ZM228 258V257H227ZM231 258V257H230ZM76 259V258H75ZM105 259H104V262H105ZM172 259V258H171ZM183 259V258H182ZM181 259V260H182ZM223 260H224V258H222ZM28 260V259H27ZM173 260H174V262H176V260L173 258ZM186 260V259H185ZM218 260V259H217ZM250 260L252 261V259L250 258ZM30 259H29V263H30ZM98 261H99V259H98ZM102 261V260H101ZM172 260H170L169 262H171ZM207 261L208 260H206L204 263L205 264H209V263H207ZM255 261H257V260H255ZM258 261V262H259ZM100 262V261H99ZM168 261H167V263L168 264H171V263H169ZM182 262V261H181ZM188 262V261H187ZM210 262H212L213 263V261H212V259H211V261ZM227 262V261H226ZM231 262H232V260H231ZM101 263V262H100ZM186 263V262H185ZM211 263V264H212ZM253 263V262H252ZM251 263V264H252ZM33 264V263H32ZM71 264V263H70ZM101 264H104L103 263V261H102V263ZM165 264V263H164ZM175 264H177V262L175 263ZM179 264V263H178ZM180 264H183V263H180ZM191 264V263H190ZM217 264V263H216ZM231 264V263H230Z\"/></svg>",
    "mask_w": 264,
    "mask_h": 264
}]
</instances>
